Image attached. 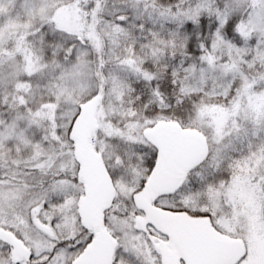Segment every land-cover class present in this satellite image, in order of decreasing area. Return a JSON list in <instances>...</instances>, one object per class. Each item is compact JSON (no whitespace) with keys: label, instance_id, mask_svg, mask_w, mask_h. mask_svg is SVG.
I'll use <instances>...</instances> for the list:
<instances>
[{"label":"snow or ice","instance_id":"snow-or-ice-1","mask_svg":"<svg viewBox=\"0 0 264 264\" xmlns=\"http://www.w3.org/2000/svg\"><path fill=\"white\" fill-rule=\"evenodd\" d=\"M0 264H264V0H0Z\"/></svg>","mask_w":264,"mask_h":264}]
</instances>
